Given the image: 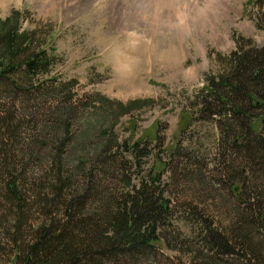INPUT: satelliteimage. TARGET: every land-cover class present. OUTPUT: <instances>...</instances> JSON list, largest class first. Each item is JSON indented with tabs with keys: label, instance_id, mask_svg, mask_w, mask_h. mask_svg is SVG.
<instances>
[{
	"label": "rangeland",
	"instance_id": "374dc122",
	"mask_svg": "<svg viewBox=\"0 0 264 264\" xmlns=\"http://www.w3.org/2000/svg\"><path fill=\"white\" fill-rule=\"evenodd\" d=\"M222 1L212 23L198 24L194 12L206 0H0V33L26 44L32 32L54 57L47 73L18 79L17 89L0 83V264H15L13 241L49 216L58 178L85 185L95 174L90 183L112 196L121 172L137 191L148 171L159 173L170 214L136 264H264L263 237L251 238L256 254L236 246L215 257L201 240L205 224L224 234L235 226L250 187L264 183L253 180L261 171L246 169L216 117L199 113L213 77L216 84L225 72L219 60L237 42L264 44L253 0ZM172 13L187 18L185 27L168 24ZM134 142L146 154L138 160L124 151ZM7 183L19 202H10Z\"/></svg>",
	"mask_w": 264,
	"mask_h": 264
},
{
	"label": "trees",
	"instance_id": "16d2710c",
	"mask_svg": "<svg viewBox=\"0 0 264 264\" xmlns=\"http://www.w3.org/2000/svg\"><path fill=\"white\" fill-rule=\"evenodd\" d=\"M252 2L254 25L264 31V0ZM27 36L24 40L26 44L21 41L12 44L11 38L1 31L0 83L17 89L18 79L27 78L29 81L36 75L47 73L53 64L54 57L49 56L46 49L38 47L34 33L30 32ZM219 61L225 72L215 77L216 84L213 77L210 82L212 90L202 97L199 113L205 114L206 118L216 117L215 123L221 135L235 149L236 155L243 158L246 169H259L252 170L254 175L255 171L258 175L261 171L262 177L254 176L253 180H264V44L254 48L237 42L228 58ZM251 94L259 101L258 106L250 104ZM255 121L258 128L252 129V122ZM124 151L135 160L146 155L136 142L124 146ZM108 163L111 164L108 168L112 176L113 171H117V166L114 167L117 162L113 159ZM122 163L120 166L126 168ZM238 174L241 172L238 171ZM94 175L89 177L88 174L85 185L71 182L68 178L63 180V177L56 180L47 194L50 205H53L48 210L49 216L34 226L30 225L27 237L13 241V263L136 264L137 256H143L144 252L153 248L152 245L159 239L158 231L166 224L170 214L168 200L163 198V190L156 186L160 185L159 173L148 171V179L141 180L137 191H133L128 175L121 172L119 186L114 185L117 188L112 196H107L108 188L104 192L90 183L94 181ZM232 179L229 181L234 182ZM239 185L243 184L233 183L230 186L232 190H237ZM5 186L10 202H19L21 199L13 183ZM242 207L239 208L241 214L237 211L234 215L235 226L225 234L211 227L210 223L203 226L201 240L211 256L230 254L236 246L256 254L259 244L251 243V238L262 240L263 237L264 240V183L250 187ZM19 227L18 221L16 230Z\"/></svg>",
	"mask_w": 264,
	"mask_h": 264
},
{
	"label": "bare ground",
	"instance_id": "6f19581e",
	"mask_svg": "<svg viewBox=\"0 0 264 264\" xmlns=\"http://www.w3.org/2000/svg\"><path fill=\"white\" fill-rule=\"evenodd\" d=\"M155 2H158V4H164V2H166V0H155ZM169 2H170V0L168 2H166L165 4H167ZM158 4H157V6H158ZM219 8H224V2L222 0H206V5H203L202 7H200L198 9V11L194 12V13H196L194 16V17H196L195 22L198 24H210V23H212V20L220 15V12L218 11ZM171 16H172V19L168 21V24L171 21V24L175 27V25H177L175 22H177L178 24L181 22L180 24H182L183 27H185V24L187 22V18L185 16H183V18L176 17L177 21H176V18H174L173 13L171 14Z\"/></svg>",
	"mask_w": 264,
	"mask_h": 264
}]
</instances>
